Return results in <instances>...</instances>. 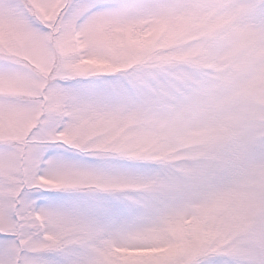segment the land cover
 Instances as JSON below:
<instances>
[{"label": "snow or ice", "instance_id": "6c2138e0", "mask_svg": "<svg viewBox=\"0 0 264 264\" xmlns=\"http://www.w3.org/2000/svg\"><path fill=\"white\" fill-rule=\"evenodd\" d=\"M0 264H264V0H0Z\"/></svg>", "mask_w": 264, "mask_h": 264}]
</instances>
